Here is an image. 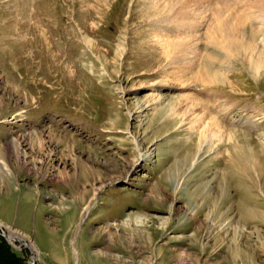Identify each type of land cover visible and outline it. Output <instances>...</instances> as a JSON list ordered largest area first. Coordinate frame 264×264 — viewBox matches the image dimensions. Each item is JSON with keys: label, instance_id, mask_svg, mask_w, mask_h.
Instances as JSON below:
<instances>
[{"label": "rangeland", "instance_id": "rangeland-1", "mask_svg": "<svg viewBox=\"0 0 264 264\" xmlns=\"http://www.w3.org/2000/svg\"><path fill=\"white\" fill-rule=\"evenodd\" d=\"M244 11L245 0H0V147L40 134L0 180V240L29 264H78L81 245L95 264H264V70L255 77L219 29ZM185 95L218 100L207 107L221 135L201 152L185 101L171 108ZM136 214L148 223L118 227Z\"/></svg>", "mask_w": 264, "mask_h": 264}, {"label": "bare ground", "instance_id": "bare-ground-1", "mask_svg": "<svg viewBox=\"0 0 264 264\" xmlns=\"http://www.w3.org/2000/svg\"><path fill=\"white\" fill-rule=\"evenodd\" d=\"M245 1H246V9L248 11H244L243 13L236 16L234 18L235 20H233L232 17L222 19L219 22V29L221 28L223 32H225V30L228 31L229 37H230L229 44H230L231 52L232 53L234 52L235 54L242 53L243 56L248 57L249 60L251 61L250 68H251L252 73L254 74L255 77H259L263 72L262 70H264V35L261 33L262 38L261 37L258 38V36L256 35L258 33H254L253 31H248L246 28L247 25L243 26L242 22L244 23L246 22L244 20V17H246V19L251 20L250 17L252 16H255L256 18L260 17L263 21L264 20V0H245ZM159 6H162L164 8L168 7L165 4H162ZM173 7H174V3H172V5L169 8L172 9ZM256 25L257 27L259 26L258 24ZM260 25L261 26L258 27L259 32H260V29L261 31L264 30V22L260 23ZM163 44L165 46H168V42L165 39L163 40ZM200 68H202V72L208 69L207 70L208 80L215 81V79L217 78V74L211 71L210 65L208 66L207 62H203L200 65ZM203 83H208V82H203ZM209 83L211 84V83H216V82H209ZM192 89L193 88L191 86V92H189L190 94H194L192 92ZM206 99L208 100L209 103H207ZM206 99H205L206 102L203 103L204 100H201V101L196 100L193 96L188 97L187 95H185L184 98H181L179 101H175V103H173V106L171 107L173 110V113H179L178 108L176 106L177 104H180L185 101L186 107H184L183 110L180 111V113H182V115L184 116H190L193 119L192 121L193 127H195L197 124L196 127H198L197 130L199 131L198 145L200 146L198 149V152H201L202 148L205 146L208 140L210 141L214 137L220 136L221 135L220 133L222 131L218 123V118L207 107L209 104L212 103L213 106H216L219 108L218 100L214 101L212 98H208V97ZM2 104H3V101L0 100V105ZM35 136L40 137V134L23 133L20 137H13L10 143L4 144L2 148L0 147V153H1L0 180L1 182L5 181L6 178L10 175V168H8V166L11 161L13 162V160H15L16 163L21 164L22 156H23V143L27 140V138H29V140L30 139L33 140ZM144 156H147V152L146 154L144 153ZM63 176L67 179H70V176L67 172H65ZM168 177H169L168 178L169 181L174 180V177L171 174V172H170V176ZM96 190L99 191L100 188L98 187ZM86 194L87 193H86V187H85L83 191L79 193V196L81 197V199H83L85 198ZM154 196H162L161 188L157 185H155L154 187ZM50 198L57 199L59 200V202H66V204L69 203V200L67 198H65L64 196L58 195L57 193L51 194ZM169 220H170L169 217L165 219L160 218V226L162 228H165L169 224ZM148 221H149L148 216L136 214V215L129 216L128 220L121 222L118 225V227L120 228L125 227V226L129 227L133 225L138 226V227H143L146 223H148ZM0 226H3V225L0 224ZM106 231L110 233V235L112 234L111 236L114 237V233H112L113 231L111 229H108ZM10 237L12 240V238L15 239L17 236L14 234H11ZM30 247L35 249V246H33L32 244H30Z\"/></svg>", "mask_w": 264, "mask_h": 264}, {"label": "trees", "instance_id": "trees-1", "mask_svg": "<svg viewBox=\"0 0 264 264\" xmlns=\"http://www.w3.org/2000/svg\"><path fill=\"white\" fill-rule=\"evenodd\" d=\"M0 264H29L11 251L7 243L0 240Z\"/></svg>", "mask_w": 264, "mask_h": 264}, {"label": "crops", "instance_id": "crops-1", "mask_svg": "<svg viewBox=\"0 0 264 264\" xmlns=\"http://www.w3.org/2000/svg\"><path fill=\"white\" fill-rule=\"evenodd\" d=\"M74 248L76 249V253L78 252L80 254V256L78 255V264H95L94 258L86 253V250L84 247H82V245L78 249L76 247Z\"/></svg>", "mask_w": 264, "mask_h": 264}]
</instances>
